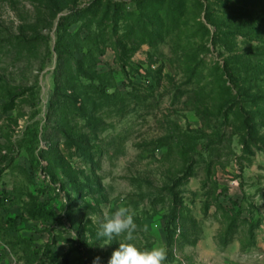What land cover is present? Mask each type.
<instances>
[{
  "label": "rangeland",
  "instance_id": "obj_1",
  "mask_svg": "<svg viewBox=\"0 0 264 264\" xmlns=\"http://www.w3.org/2000/svg\"><path fill=\"white\" fill-rule=\"evenodd\" d=\"M119 206L165 264H264V0H0V264H107Z\"/></svg>",
  "mask_w": 264,
  "mask_h": 264
},
{
  "label": "clouds",
  "instance_id": "obj_2",
  "mask_svg": "<svg viewBox=\"0 0 264 264\" xmlns=\"http://www.w3.org/2000/svg\"><path fill=\"white\" fill-rule=\"evenodd\" d=\"M134 215L127 206H119L98 220L96 235L104 241L101 245L117 243L107 264H165L167 252L164 247L141 249L132 242L137 229ZM100 260L99 256L94 257L92 264H100Z\"/></svg>",
  "mask_w": 264,
  "mask_h": 264
},
{
  "label": "trees",
  "instance_id": "obj_3",
  "mask_svg": "<svg viewBox=\"0 0 264 264\" xmlns=\"http://www.w3.org/2000/svg\"><path fill=\"white\" fill-rule=\"evenodd\" d=\"M68 14H69L68 16L62 17V20L65 21V20H69V19L74 18V17L75 18H79V17L81 18L86 14V10L83 8L71 9ZM80 70H81V66H80ZM80 75H83V74H80ZM94 89L96 90L97 88H94ZM165 232H166V239L171 240L170 226H168V225L166 226ZM221 243L224 245L226 243V240H222Z\"/></svg>",
  "mask_w": 264,
  "mask_h": 264
}]
</instances>
